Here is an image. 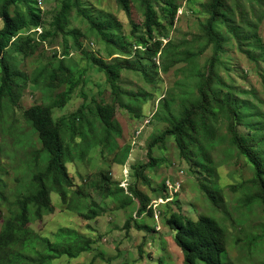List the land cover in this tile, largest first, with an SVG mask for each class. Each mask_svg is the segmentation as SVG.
<instances>
[{
    "label": "rangeland",
    "instance_id": "rangeland-1",
    "mask_svg": "<svg viewBox=\"0 0 264 264\" xmlns=\"http://www.w3.org/2000/svg\"><path fill=\"white\" fill-rule=\"evenodd\" d=\"M63 1L31 0L32 5L41 7L44 16L43 34L40 37L42 32L32 35L41 39L47 32V39L38 46L34 55L27 58L14 52L12 47L6 51L7 59L20 79L21 88L14 102L7 97L3 101L2 115L5 120L0 124V189L8 199L7 202L3 201L1 207L4 218L9 217L8 208L14 206L17 197L21 198L23 187L29 184L32 173L39 169L33 161V150L41 149L42 145L37 134L27 125L24 112L34 105L49 103L50 97L67 89L66 85L53 93L35 89L33 79L40 75L41 69L59 60H63L65 65L77 67V86L67 105L54 110L55 120L76 112L84 103V95L88 98L85 115L89 118L95 111L93 101L114 104L105 75L82 58L75 38L68 32L78 30L83 50L108 62L123 60L124 56L118 55L117 48L111 44L101 41L98 34L90 29L87 19L77 10L70 14L66 32L56 33L52 21L61 10ZM81 1L88 14L115 21L119 26L118 35L123 41L137 45L136 40L142 35V30L133 34L132 21L138 25L144 22L139 1L131 0L132 18L126 15L117 0ZM175 1L178 10L174 20L162 10V7L165 8L163 2L155 6L162 24L157 33L163 37V47L170 42L168 58L166 55L160 58L159 54L155 59L156 68L151 71L147 69L151 75L148 78L140 71L125 69L120 80L122 89L148 95L141 104V117L136 115L137 108L130 112L116 105V123L121 129V135L116 139V152L113 154L98 146L81 157L74 146V162L67 166L75 183L73 191L77 194L70 193L69 202L65 204L61 196L53 191L51 197L55 212L29 224L37 235L52 242L59 230H72L92 239L89 252L74 259L63 256L54 260L53 264H187L183 251L175 242V233L163 217L168 210H181L194 220L201 215L216 218L227 230L226 264H264V211L260 205L249 206L246 203L254 168L238 151H228L229 139L212 153L211 175L193 161L183 159L174 139L170 138L165 146L154 149L153 156L160 162L146 169L150 186L135 177V169L150 161L147 147L151 139L169 128L172 115H180L197 98L199 77L208 78L210 73L226 87L218 90L236 108L243 104L252 107V114L243 116L246 125L252 126L260 121L264 123V0L227 2L229 27H234L237 34L240 33L239 37L244 38L240 48L228 26L219 23L216 32L223 43V50L219 54L220 62L212 70L207 67L213 55L212 46L205 48L204 41L200 39L203 35L201 25L208 19L203 5L208 0ZM3 27L0 18V29ZM133 50L132 56H127L128 61L137 63L141 60L146 63V60L135 56L136 48L133 47ZM200 50L202 54L188 62V58L197 55ZM175 54L180 58L176 63ZM165 68L169 70L165 72ZM1 77L0 66V85ZM170 98L173 102L168 108L164 107L165 101ZM239 132L249 135L251 129L239 126ZM222 133H226L224 129ZM21 141L23 144H20ZM76 142H81V139L77 138ZM126 147L130 148V154L121 164ZM104 176L119 183L127 194L131 187L146 194L154 210L153 216L138 215L137 200L135 204L121 208L112 199L103 198L95 185L100 184ZM203 184L217 189V205L208 199L202 189ZM154 189L165 190L169 198H160L161 194L154 192ZM97 206L101 208L99 215L89 220L88 211ZM127 221L131 223L129 231L125 229ZM136 225H142L143 230H138ZM5 259L6 251L0 249V264H5Z\"/></svg>",
    "mask_w": 264,
    "mask_h": 264
},
{
    "label": "trees",
    "instance_id": "trees-1",
    "mask_svg": "<svg viewBox=\"0 0 264 264\" xmlns=\"http://www.w3.org/2000/svg\"><path fill=\"white\" fill-rule=\"evenodd\" d=\"M137 1L140 2L144 22L138 25L132 21L133 34L142 30V35L136 40L135 46L133 43L123 41L118 35L119 26L115 21L88 14L81 0H64L61 10L53 17V30L56 33H65V27L70 23V14L77 10L87 19L92 32L98 34L101 41L117 48L118 55L124 56V59L108 62L102 57L93 55L83 50L78 30L68 32L75 38V45L82 53V58L105 75L114 97V104L93 101L95 111L92 118L85 115V111L88 110L86 95H84V103L76 112L58 120L54 118V110L62 109L67 105L77 86L75 65H65L63 60H59L58 63L52 62L49 66H44L40 75L33 79V86L37 90L53 93L63 85H66L67 89L55 97H50L49 103L34 105L24 112L27 125L37 134L42 147L33 150V161L39 169L32 173L29 184L23 187L24 193L20 195L21 198L17 197L14 206L8 208V218L3 217L1 209L3 201L7 202L8 199L0 189V249L6 251L5 264H53L54 260L63 256L74 259L91 250L92 239L75 231L59 230L52 242L46 237L37 235L29 224L32 220H41L44 216L55 212L51 197L53 191L61 196L65 204L69 202L70 193L77 194L73 191L75 183L67 166L68 163L74 162V146L81 157H85L98 146L113 154L116 152L118 149L116 139L121 135L120 126L116 123V105L130 112L137 108L136 115L141 117V104L147 100L148 95L135 94L122 89L120 80L125 69L140 71L148 78L151 76L148 73L156 68L157 56L160 54L162 58L166 55L168 58L171 51H168L170 48L167 47L170 46V42L163 47V37L157 33L161 30L162 24L155 6L163 2L165 8L162 7V10L174 20L178 5L175 0ZM228 1L234 0H208L203 5L208 19L201 25L203 35L200 39L204 41L205 48L211 45L213 49V55L207 62L208 70H212L220 62L219 54L223 50V43L216 32L219 23L228 26L239 47L242 46L244 37H239L240 33L237 34L234 27H229ZM117 2L126 15L132 18L131 0H117ZM40 8L36 4L32 5L31 0H0V18L4 23V27L0 29L2 74L0 124L5 120L2 115L4 98L7 97L10 102H14L21 88L20 79L8 61L6 51L12 47L14 52L27 58L34 55L38 46L47 39V32L41 39L39 37L43 32L37 38L32 35L33 33L37 35L38 28L43 30L44 16ZM133 47L136 48L135 56L146 60V63L141 60L137 63L128 61L127 56H132ZM202 52L200 50L197 55L188 58V62H192L193 58L201 55ZM177 56L175 54L174 63L180 61ZM147 69L150 71L147 72ZM168 70V68L164 69L165 72ZM223 88L226 87L210 73L208 78H198L197 98L180 115H172L169 119V128L151 139L147 147L150 161L147 165L135 169V177L150 186L145 174L146 169L160 162L153 156L154 149L165 146L170 138L174 139L183 159L193 161L197 167L211 175L212 153L229 139L228 151H238L254 168V178L248 188L250 193L246 203L249 206L260 205L264 211V123L260 121L252 126L246 125L243 116L252 114V107L243 104L240 108H236L233 102L221 95L218 89ZM171 102H173L172 98L165 101L163 106L168 108ZM239 126H248L251 134H240ZM223 129L226 132L224 134ZM77 138H80L81 142L77 143ZM20 144H23V141ZM129 154L130 148L126 147L121 164L125 163ZM95 187L103 198L112 199L121 208L131 206L137 200L139 202L137 214L153 216L154 210L150 206L149 197L136 187H131L130 193L127 194L119 183L108 176H104L100 184H96ZM202 189L214 205L219 203V193L215 187L203 184ZM153 191L161 194L160 198H169L165 190ZM67 208L69 209L70 205ZM100 210L98 206L96 209H90L87 218L94 220ZM163 217L167 226L175 233V242L183 251L187 264H226L224 257L227 251V230L216 218L201 215L194 220L181 210L178 212L168 210ZM136 228L143 230L144 227L136 225ZM125 229L127 231L131 229L130 221L126 222Z\"/></svg>",
    "mask_w": 264,
    "mask_h": 264
},
{
    "label": "built area",
    "instance_id": "built-area-1",
    "mask_svg": "<svg viewBox=\"0 0 264 264\" xmlns=\"http://www.w3.org/2000/svg\"><path fill=\"white\" fill-rule=\"evenodd\" d=\"M36 30H37L38 32H42V31H41V28H38V29H36Z\"/></svg>",
    "mask_w": 264,
    "mask_h": 264
}]
</instances>
